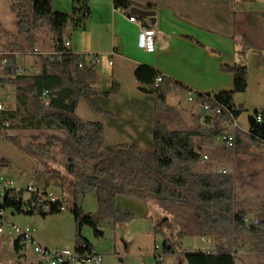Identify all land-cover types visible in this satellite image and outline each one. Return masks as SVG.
<instances>
[{"label":"trees","instance_id":"16d2710c","mask_svg":"<svg viewBox=\"0 0 264 264\" xmlns=\"http://www.w3.org/2000/svg\"><path fill=\"white\" fill-rule=\"evenodd\" d=\"M114 4L121 9L132 6L130 0H114ZM11 11L17 17L16 27L18 33L24 35L25 43L12 42L7 52L0 53V63L5 61L0 73V88L5 90L13 86L16 89V107L0 114V135L14 140L6 137V121L18 122V127L25 129L66 132L65 138L48 136L46 143L38 144L37 149L42 157H46L49 149L57 143L62 147L66 157L65 175L61 176L58 168L50 169L43 174L47 176V181H43L41 186L46 191L49 182L68 184L72 202L69 210L77 229L76 245L93 248L90 240L82 235L85 226L93 230L96 238H101L105 234L103 226H114L133 219V213L125 212L116 205L117 197L123 196L148 205L155 221V232L164 238L163 254L179 253L181 261L188 264H236L237 246L241 240H246L252 251L264 254V210L259 225L248 224L245 218L254 211L238 205L234 176L225 172H198L205 159L202 143L213 144L219 140L222 132L233 125L244 110L243 106L235 104L234 97L248 88L249 71L246 65L225 67L234 76L232 90L197 93L198 104L208 101L212 108L221 107L222 112L215 116L204 111L205 117L195 113L192 125L187 130L168 129L159 120V113L173 111L167 105L168 93L175 88L186 92L188 86L177 80L165 82L163 77L162 84L153 88L159 76L158 70L149 65L138 66L135 72L137 80L151 86H141V89L155 94L156 98L154 147L145 150L136 144L124 143L106 151L103 124L83 121L76 114L81 99H92L97 94L94 88L98 75L97 63L93 61L95 58L89 62L85 55L76 54L65 46L69 39L68 26L71 25L73 30L85 28L91 19V0H73L70 13L56 11L52 0H12ZM43 26L52 32L53 48L61 53V59L44 56L41 73L19 74L17 54L35 51L34 32ZM240 46L243 54L250 49L246 42ZM46 91L48 103L45 102ZM116 93L117 86L104 94L112 96ZM258 116H262L261 121H258ZM249 123L248 133L235 129L236 153L237 148L243 145L244 137L253 145H264V110L251 114ZM90 192L96 194L97 213L86 212L83 208V202ZM46 194L25 195L23 189H13L0 201V207L10 210L12 214L46 217L60 213L58 206L62 205V198L52 203ZM172 206L193 210L192 230H184L176 221L170 212ZM165 216L167 219L163 220ZM185 235L211 236L216 244L212 250H184L178 246V239ZM243 245L245 242L240 244ZM13 246L18 254L24 249L18 240L14 241Z\"/></svg>","mask_w":264,"mask_h":264},{"label":"crops","instance_id":"0c3cea01","mask_svg":"<svg viewBox=\"0 0 264 264\" xmlns=\"http://www.w3.org/2000/svg\"><path fill=\"white\" fill-rule=\"evenodd\" d=\"M130 1L129 9H121L115 7L114 0H91V19L87 26L68 31L74 53L85 55L89 62L98 58L94 86L97 94L92 99H81L76 114L83 121L103 124L106 151L124 143L136 144L145 150L154 147L156 98L155 94L141 89V86H151L137 80L135 72L140 65L154 67L165 82L177 80L188 86L186 92L175 88L167 96V105L174 112L188 115V127L195 114L189 112L193 109L203 111L197 101L189 100L190 95L196 97L198 92L219 93L233 89L234 76L225 69L227 66L246 65L249 71L248 88L235 95V104L264 110V0ZM52 3L59 12L70 13L73 9V0H52ZM11 5L12 0H0V26L3 28L6 23L2 11L7 8L13 14ZM132 16L142 17L155 29L154 53L139 47L140 26L130 20ZM12 20L16 22V18ZM35 38V50L48 53L53 49L38 36ZM242 42L250 48L244 54L241 53ZM42 58V54L35 51L18 53V67L32 74V68L43 67ZM115 86L118 93L104 94ZM187 103L190 107H186ZM237 120L230 126L234 130L240 128ZM249 130L250 123L245 133ZM116 205L133 213V219L105 226L101 238L86 237L102 255V264L153 263L155 246L162 247L163 240L155 232L152 211L147 204L123 196L117 197ZM35 230V237L42 244L52 248L65 246L52 241L46 230L42 233L38 228ZM9 235L14 243L11 232ZM5 239V235L0 237L3 261L2 256L7 254L2 246ZM13 251L16 264H42L26 247L18 254L13 246ZM23 258L25 263H22ZM186 263L177 253L164 254L160 264Z\"/></svg>","mask_w":264,"mask_h":264},{"label":"rangeland","instance_id":"374dc122","mask_svg":"<svg viewBox=\"0 0 264 264\" xmlns=\"http://www.w3.org/2000/svg\"><path fill=\"white\" fill-rule=\"evenodd\" d=\"M3 11L2 17L5 20L6 28L0 26V53L7 52L12 42L19 41L25 43L24 35L19 34L16 27V15L13 13L15 15L14 17L7 8ZM12 18H16V22ZM68 29H72V26L69 25ZM5 31L8 33L6 34ZM34 36H38L46 46L53 47V34L47 26H43L35 31ZM2 64L0 63V73H2ZM7 95L9 98H6ZM0 97L8 109H14L16 107L15 87L8 86L5 90L0 88ZM189 105L190 103H187L186 107H190ZM239 106L244 107V110L237 120V123L240 125L239 130L247 132L249 129L248 117L257 109L260 110V108H251L248 105ZM194 112L202 114L203 117L206 114L204 111H202L203 113L199 111V109H193L189 113ZM207 113L212 114L211 112ZM159 120L170 130H187L190 128L187 125L188 115L176 113L172 110L169 113L160 112ZM18 125V122H10L8 129L5 131L6 137H12L14 140L0 135V175L13 179L18 188L26 187L27 178L30 176L37 179L38 183L42 185L41 183L43 181H47V176H43V174L50 169L54 170L58 168L61 171V176H64L66 157L62 153L61 145L57 143L49 149L46 157H42L38 151V144H45L46 138L51 135L65 138L66 132L49 129H25L18 127ZM196 141L202 143L200 139H196ZM15 142H19V144ZM249 143V140L244 137L243 145L237 148V153L235 150L226 148L219 140L213 144L202 143V155H207L208 159L203 160L198 168V172L212 174L215 172L224 173L226 171L225 173L227 175L234 176V191L238 205L252 209L254 212L249 216L260 218L264 210V145H253ZM38 154L39 157L37 158ZM219 169L221 171H218ZM64 183L63 185H59L55 182H49L46 187L48 192L68 191V184L66 182ZM69 206H72L71 201L69 202ZM83 208L86 212L97 213L98 202L94 192H90L86 196L83 202ZM170 212L174 215L176 221L183 226L184 230H192L190 226L193 225V210L191 208L172 206ZM166 219L167 217L165 216L163 220ZM7 220L8 223L5 224V233L3 234L6 239L2 244L7 251L6 256H2L5 261L4 264L17 263V258L13 251V240L9 235L10 225L12 223L23 227L31 224L36 229L38 228L40 233L46 230L52 241L65 245L62 248L68 246L74 248L76 246L77 229L73 214L70 210L46 217L19 213L12 214L8 210ZM102 228L105 230V226ZM82 235L84 237H95L93 230L88 226L83 228ZM201 238L202 236L200 235H185L178 239V246L181 249L190 251H197L199 249L212 250L214 248L216 241L213 237L206 236L205 242H202ZM162 240L164 242L163 237ZM242 242H245V245L240 246ZM26 248L28 251L33 252L29 244L26 245ZM237 249L239 252L236 257V264H264V254L252 251L246 240H241ZM33 254L35 255L34 252ZM22 263H25L24 258L22 259Z\"/></svg>","mask_w":264,"mask_h":264},{"label":"built area","instance_id":"2783aa9c","mask_svg":"<svg viewBox=\"0 0 264 264\" xmlns=\"http://www.w3.org/2000/svg\"><path fill=\"white\" fill-rule=\"evenodd\" d=\"M130 20L140 26V31L138 34V45L140 48L145 50L148 53H154L156 51V44H155V29L149 22H146L142 17L132 16ZM65 46L71 49V41L67 39L65 42ZM35 53L42 54L44 56H51L57 57L61 59V53L53 48L52 51L48 53H42L38 49L35 50ZM95 63L98 62V58L93 60ZM5 62V61H4ZM112 63V62H111ZM83 65V62L80 66ZM42 68L34 67L32 68V74H39L41 73ZM17 72L19 74L26 73L24 70L18 67ZM163 82V76L159 75L155 83L153 84V88H158ZM47 91L44 92L45 102L48 103L47 98ZM6 98H9L7 95ZM189 100L191 102L196 101V97L193 95L189 96ZM200 108L205 112H211L215 116L221 114L222 110L221 107L217 106L215 108L211 107V103L206 101L204 103L199 104ZM8 108L5 102L0 97V114L6 111ZM258 121L262 120V116H258ZM10 125L9 121L5 122V126L8 127ZM219 140L222 144L231 150H235L237 143H236V135L235 130L228 126V129L222 132L220 135ZM205 159H208V156H204ZM226 172V171H224ZM20 190L23 189L25 195L30 194H42L46 192V198L54 203V198H62V205L58 206V210L60 212H65L69 210L68 202L71 199L70 193L67 190H63L60 192H48V190H44L43 187L38 183L37 179L34 177L27 178V185L26 187L18 188L15 184L13 179L4 177L0 175V201L4 200L5 196L7 195L8 191L10 190ZM48 210V207H45ZM7 213L8 209L0 207V237L5 233V224L8 223L7 220ZM245 222L251 224L253 226H257L260 224V220L257 217L248 216L245 218ZM35 228L31 225H27L25 227L11 224L10 225V232L14 237V241L18 240L20 244L26 247V245H30L33 252L37 256L38 260L42 264H102L103 257L101 254L95 251L94 248L87 249L84 244L76 245L74 248H52L42 244L36 237H35ZM202 242L206 241V237L201 238ZM162 247L159 245L155 246V258L156 260L153 263H145V264H160L164 259V254L161 252ZM209 250V249H208ZM119 253V250L117 251ZM0 264H4V261L0 258Z\"/></svg>","mask_w":264,"mask_h":264},{"label":"water","instance_id":"95a60500","mask_svg":"<svg viewBox=\"0 0 264 264\" xmlns=\"http://www.w3.org/2000/svg\"><path fill=\"white\" fill-rule=\"evenodd\" d=\"M142 14H143V15H147V14H149V13H148V12H142Z\"/></svg>","mask_w":264,"mask_h":264},{"label":"bare ground","instance_id":"6f19581e","mask_svg":"<svg viewBox=\"0 0 264 264\" xmlns=\"http://www.w3.org/2000/svg\"><path fill=\"white\" fill-rule=\"evenodd\" d=\"M57 198H54V200H56Z\"/></svg>","mask_w":264,"mask_h":264}]
</instances>
